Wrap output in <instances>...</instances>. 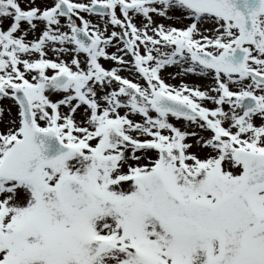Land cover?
I'll use <instances>...</instances> for the list:
<instances>
[{
	"label": "snow or ice",
	"instance_id": "obj_1",
	"mask_svg": "<svg viewBox=\"0 0 264 264\" xmlns=\"http://www.w3.org/2000/svg\"><path fill=\"white\" fill-rule=\"evenodd\" d=\"M0 264H264V0H0Z\"/></svg>",
	"mask_w": 264,
	"mask_h": 264
},
{
	"label": "rangeland",
	"instance_id": "obj_2",
	"mask_svg": "<svg viewBox=\"0 0 264 264\" xmlns=\"http://www.w3.org/2000/svg\"><path fill=\"white\" fill-rule=\"evenodd\" d=\"M177 26H180V25H177ZM169 82L170 83H178L179 81L178 80H169ZM188 82L192 83V82H199V81H197L195 77H192V78H189V81Z\"/></svg>",
	"mask_w": 264,
	"mask_h": 264
}]
</instances>
